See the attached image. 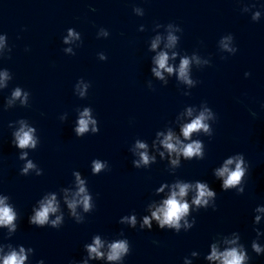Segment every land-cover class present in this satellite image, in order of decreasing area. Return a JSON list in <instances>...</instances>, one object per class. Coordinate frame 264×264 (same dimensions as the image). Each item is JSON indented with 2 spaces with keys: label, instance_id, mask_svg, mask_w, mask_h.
Returning a JSON list of instances; mask_svg holds the SVG:
<instances>
[{
  "label": "clouds",
  "instance_id": "obj_1",
  "mask_svg": "<svg viewBox=\"0 0 264 264\" xmlns=\"http://www.w3.org/2000/svg\"><path fill=\"white\" fill-rule=\"evenodd\" d=\"M139 11V10H137ZM142 14V13H141ZM260 17V12L257 11L253 14V21L258 20ZM171 27V25H169ZM103 35H107L108 33L101 30ZM72 39H80L79 33L74 31L73 29L68 30L67 37L64 38V43H70ZM168 47H172L176 41L177 37L171 33H169L168 37ZM3 37H0V47L3 46ZM160 37L158 36L152 42V49L155 50L159 44ZM234 37L232 34L221 37L219 40V47L221 51L235 54L238 49L233 47ZM65 52H72V50L64 49ZM73 55H75L73 53ZM173 58H175L176 53L172 54ZM101 60L107 59L103 54L100 55ZM196 61L197 64H200L201 61L198 57H192ZM169 55L167 52H160L155 57V64L157 67L152 69V72L155 76L163 79L162 71H166L169 74L174 72V68L169 66ZM191 60L188 57H183L180 61L178 68V77L184 83L192 85L193 81L189 76V66ZM205 64H208V61H204ZM250 73H245V76H249ZM9 79L8 72L0 73V81L6 82ZM6 83H0V87H5ZM88 88V85H83V89L80 92V95L83 96ZM22 91L20 88H16L12 93V99L21 98ZM24 101L27 100V93L23 94ZM11 103V101H9ZM192 114V110H188V115ZM211 116L209 109L205 108L204 111L200 112V114L193 119L190 123L186 124L182 128V133L185 139H189L193 132H198L203 130L204 132H209V126L205 122ZM97 121L92 119L90 115L89 109H84V111L80 114V119L78 121V127L75 129V132L78 136L83 135L84 133L89 131V126L92 125V132H98L99 129L96 127ZM35 129L27 127L23 121H21L20 129L15 132V141L19 148H36L37 140L34 138L33 133ZM175 141V142H173ZM164 148H166L169 153H177L178 155L182 153L185 158H191L193 156L201 155V143L199 141H193L186 145H181V142L176 139L171 132L164 138L162 141ZM179 146V147H178ZM136 147L138 149H146V144L137 142ZM163 155V153H161ZM140 159L134 161V164L139 167L141 163L147 165L149 163V156L146 151L139 153ZM27 153H23L21 155V159H26ZM154 159V158H153ZM172 163L175 165L178 163V160H172ZM235 163V168L230 169V165ZM244 164V160L242 156L233 157L225 161L223 167L216 170L215 175L223 178L222 189L227 190L235 187L241 182V177L245 174V168L242 167ZM105 167V164L99 160L93 161L92 170L94 173H99ZM35 168V165L31 160H28L22 169L23 173H27L30 169ZM77 182L79 184V190L76 193L78 197H81L79 201L71 200L67 201L69 209L72 210V214L75 215V209L77 204H82L85 211H88L91 208L90 199L91 197L87 194L86 188L84 187V181L80 179L77 174ZM193 185L188 183H177L174 186V189H178V191L173 190L171 195L163 201V204L157 207L151 213V217L145 216L143 218V225L147 226L149 229L152 228V219H155L158 222V226L160 229H164L165 226L168 228L176 229L177 232L182 227L181 221L183 220V227L191 228L195 224V219L192 223H189L185 217L189 214L190 204L184 200V197L187 195L190 188ZM196 195L192 200V205H195L197 209L205 207L209 204V200L216 196V193L213 190H210L209 186L206 183L197 182L195 184ZM162 190V189H161ZM239 191L243 192L241 188ZM5 198H0V226H8L11 231L16 230V224L14 221L17 218V214L13 211L12 207H10L6 203ZM58 204L56 201V197L53 195L51 198H46L45 200L40 202L39 208L34 209V215H31L29 219V223L31 225H35L37 227L43 228L46 225H50L52 228H58L62 221L63 217L61 215H57L54 220H50V215L57 213ZM257 211H264V209H257ZM260 217H256L257 222ZM122 222H127L128 224L135 226L136 218L135 216L124 217ZM229 243L235 244L236 241H229ZM103 247V244L99 237H96L93 244L87 246V250L90 257H102L104 253L100 251V248ZM253 249L255 252L259 253L262 251L258 244H253ZM31 251V249H29ZM129 246L126 240H119L113 242L109 245V252L107 254V259L109 261L119 260L124 254L128 253ZM209 260L220 261V264H244L246 260L245 253L237 247L229 248L223 252H219L215 245L212 246L211 255L207 257ZM27 259L25 255V250L23 247L20 248L19 253L16 251L10 252L8 255L3 257V264H25V260ZM39 264H44L43 260L39 261ZM86 264V262H85Z\"/></svg>",
  "mask_w": 264,
  "mask_h": 264
}]
</instances>
